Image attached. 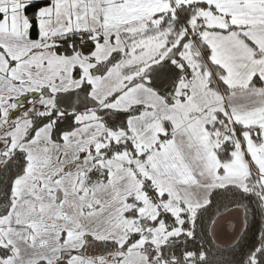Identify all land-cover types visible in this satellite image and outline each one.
Listing matches in <instances>:
<instances>
[{
  "label": "snow or ice",
  "instance_id": "snow-or-ice-1",
  "mask_svg": "<svg viewBox=\"0 0 264 264\" xmlns=\"http://www.w3.org/2000/svg\"><path fill=\"white\" fill-rule=\"evenodd\" d=\"M0 264H264V0H0Z\"/></svg>",
  "mask_w": 264,
  "mask_h": 264
},
{
  "label": "trees",
  "instance_id": "trees-1",
  "mask_svg": "<svg viewBox=\"0 0 264 264\" xmlns=\"http://www.w3.org/2000/svg\"><path fill=\"white\" fill-rule=\"evenodd\" d=\"M42 2V0H41ZM260 218L256 217L255 221H253V217L251 214L249 215V232L247 239H251L252 232L258 230L259 228ZM216 252L217 255L222 257L224 260H233L238 257L239 248L236 247V243H228V244H219L216 245Z\"/></svg>",
  "mask_w": 264,
  "mask_h": 264
},
{
  "label": "crops",
  "instance_id": "crops-1",
  "mask_svg": "<svg viewBox=\"0 0 264 264\" xmlns=\"http://www.w3.org/2000/svg\"><path fill=\"white\" fill-rule=\"evenodd\" d=\"M228 231L230 232L231 229L229 228ZM233 241L231 239H229L228 237H222L221 240H219L217 243L219 244H228V243H232Z\"/></svg>",
  "mask_w": 264,
  "mask_h": 264
}]
</instances>
